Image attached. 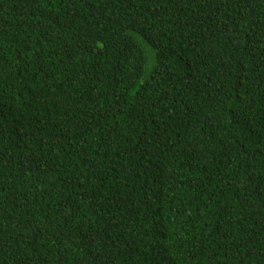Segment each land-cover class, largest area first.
I'll return each instance as SVG.
<instances>
[{
  "label": "trees",
  "instance_id": "obj_1",
  "mask_svg": "<svg viewBox=\"0 0 264 264\" xmlns=\"http://www.w3.org/2000/svg\"><path fill=\"white\" fill-rule=\"evenodd\" d=\"M0 264H264V0H0Z\"/></svg>",
  "mask_w": 264,
  "mask_h": 264
}]
</instances>
